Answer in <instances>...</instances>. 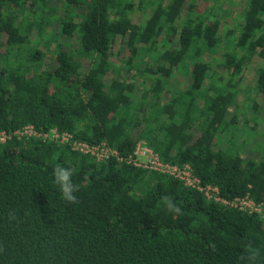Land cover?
Segmentation results:
<instances>
[{"label":"trees","instance_id":"1","mask_svg":"<svg viewBox=\"0 0 264 264\" xmlns=\"http://www.w3.org/2000/svg\"><path fill=\"white\" fill-rule=\"evenodd\" d=\"M240 2L228 28L216 0H0V131L55 129L124 156L143 142L220 198L264 207V0ZM249 244L264 264V219L176 178L66 143L0 142V264H243Z\"/></svg>","mask_w":264,"mask_h":264},{"label":"built area","instance_id":"2","mask_svg":"<svg viewBox=\"0 0 264 264\" xmlns=\"http://www.w3.org/2000/svg\"><path fill=\"white\" fill-rule=\"evenodd\" d=\"M11 137H15L17 139L35 138L42 141L51 140L58 143H66L69 145L71 150L81 154H87L93 157L96 161L114 158L116 161L125 162L137 168L168 175L182 181L187 187L194 188L202 192L208 199L219 201L224 205L247 211L248 213H256L264 219V207L262 204H255L249 198H234L232 200L220 198L218 195V189L214 186L202 185L200 180L194 176L192 169L188 164L178 165L163 162L159 156L143 142H138L135 145L134 150L127 156H124L114 148L108 147L103 142L99 144H88L74 139L72 135L67 132L59 133L55 129L50 130L49 132L39 131L32 125H25L22 128L10 132L0 131V142H5Z\"/></svg>","mask_w":264,"mask_h":264},{"label":"clouds","instance_id":"3","mask_svg":"<svg viewBox=\"0 0 264 264\" xmlns=\"http://www.w3.org/2000/svg\"><path fill=\"white\" fill-rule=\"evenodd\" d=\"M53 182L58 186L63 200L68 204H78L79 200L76 193L78 186L73 183V171L61 165H56L52 170ZM162 203L169 212L181 213V208L176 205L169 196L162 197ZM11 215V214H10ZM261 252L259 248L247 245L244 252L239 257L243 264H260Z\"/></svg>","mask_w":264,"mask_h":264},{"label":"rangeland","instance_id":"4","mask_svg":"<svg viewBox=\"0 0 264 264\" xmlns=\"http://www.w3.org/2000/svg\"><path fill=\"white\" fill-rule=\"evenodd\" d=\"M244 2H246V0H244ZM216 3H218L226 11V14L224 15V17H225L224 20L229 21V24L227 26H228V28H231L232 25L236 22L235 18L241 14V10L243 9L242 8L243 7L242 2H240V0H216ZM240 4L242 6H240ZM254 60H255L254 61L255 63H252V68H255V69H256L257 64L264 61L263 59L258 58V57H256ZM211 68H212V66H211ZM177 77L183 85H186L188 83V78L186 76H177ZM253 77H254V75H246L243 79V84L251 86L254 83ZM175 84L176 83H173V87L175 86ZM262 129L264 130V126ZM258 143H259V139H258ZM252 147H255V148H252ZM257 147H258V144L255 143L254 146H250V142H248V144L245 148L248 151L247 155L249 156V155L256 153L255 151L257 150Z\"/></svg>","mask_w":264,"mask_h":264}]
</instances>
